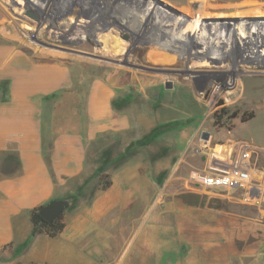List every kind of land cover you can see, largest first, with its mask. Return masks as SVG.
<instances>
[{
    "label": "rangeland",
    "instance_id": "1",
    "mask_svg": "<svg viewBox=\"0 0 264 264\" xmlns=\"http://www.w3.org/2000/svg\"><path fill=\"white\" fill-rule=\"evenodd\" d=\"M25 1L0 0V36L42 61L72 67L71 93L79 101L73 131L84 132L92 83L105 82L115 92L114 117L123 126L107 136L106 165L99 138L91 145L90 164L77 178L81 202L98 196L102 168L110 182L129 183L126 190L138 196L137 213L124 206V246L136 227L135 245L156 246L176 245L160 233L170 226L205 227V220L190 214L216 213L209 208L216 196L184 189L188 175L205 165L202 133L209 134L211 147L234 139L264 147V43L260 49L222 46L264 42V0H28L34 7ZM27 9L36 21L25 16ZM241 11L251 14L227 18ZM241 89L257 99L239 97ZM250 113L253 118L241 122ZM257 164L264 166V155ZM186 194H197L200 203L189 207L180 200ZM224 205V213L264 220V203ZM246 242L240 251L261 258L264 249L253 252Z\"/></svg>",
    "mask_w": 264,
    "mask_h": 264
},
{
    "label": "crops",
    "instance_id": "2",
    "mask_svg": "<svg viewBox=\"0 0 264 264\" xmlns=\"http://www.w3.org/2000/svg\"><path fill=\"white\" fill-rule=\"evenodd\" d=\"M25 2L27 7H34L32 1ZM250 14L241 11L227 18ZM258 43L263 46L264 42ZM3 82L7 87L5 101H0V264H264L263 253L260 258L240 251L250 231L219 223V219H237L255 225L262 222L261 218H240L230 213L190 214L201 217L194 218L198 222L205 220V227L194 222L190 228L177 224L176 228L160 231L165 242L176 245H135L133 241L139 237L136 227L132 243L124 246V206L131 213L135 206L137 213L138 205V196L133 197V192L126 190L129 183L124 186L112 181L107 190H99L98 196L85 204L80 197L83 183L77 180L90 164L89 151L94 141L99 138L104 166L111 150L107 136L123 126L114 117L112 87L102 81L92 83L84 105V132H65L69 119L74 118L75 105L68 99H45L74 88L70 65L42 61L0 36V84ZM240 95L257 99L253 93L245 95L243 89ZM60 125L63 131H59ZM258 148L263 156L264 147ZM51 200L69 202L64 212V230L55 238L31 237L30 210ZM150 236L153 239L155 235ZM229 245L239 251L229 254Z\"/></svg>",
    "mask_w": 264,
    "mask_h": 264
},
{
    "label": "built area",
    "instance_id": "3",
    "mask_svg": "<svg viewBox=\"0 0 264 264\" xmlns=\"http://www.w3.org/2000/svg\"><path fill=\"white\" fill-rule=\"evenodd\" d=\"M216 147L225 149L216 151ZM260 151L240 139L213 147L209 141H201L205 165L188 175L184 189L245 206H260L264 202V169L257 164Z\"/></svg>",
    "mask_w": 264,
    "mask_h": 264
},
{
    "label": "trees",
    "instance_id": "4",
    "mask_svg": "<svg viewBox=\"0 0 264 264\" xmlns=\"http://www.w3.org/2000/svg\"><path fill=\"white\" fill-rule=\"evenodd\" d=\"M222 46L226 48H234V49L235 48H238V49L239 48L240 49H245V48L260 49L262 48V44L258 42L257 43H252V42L233 43V44H225ZM6 87H7V83L3 82L0 84V101H5ZM66 99L73 102V105H75V108L72 112H73V115L77 114V109L79 108V101L74 96L72 97L71 91H69L68 93L64 92V93L50 96L46 98L45 101L61 102ZM221 113L223 115L225 114V111L222 110ZM63 114L64 113L62 109H60V115H63ZM74 118L69 119L68 126L65 127V130H64L65 132L67 131L74 132L73 127H72L74 126V124L72 125V123H70V121L73 120ZM252 118H253V114L250 113L249 115L242 117L241 122H247L251 120ZM62 128L63 127H61L60 125L58 127L59 131H63ZM96 178H97V182L99 183L97 187L98 190L105 191L110 187L111 182L108 180L107 176L102 174L101 170H99V172L97 173ZM196 195L197 194H186L185 196H181L180 200L183 203H187L189 207L196 206V204L200 203V196L198 195L196 196ZM215 203L217 204L210 205L211 207L209 208L213 209L217 214H225L223 211L225 209L224 203H228V202H226L222 198L215 197ZM41 207L42 206L36 207L30 210L29 212V221L32 227L31 237L43 235L48 238H55L64 230V227H65L64 213L56 217L52 222L48 223L39 215V210ZM242 217L244 216H240V218ZM219 223L221 225L222 223L232 224L234 225V228L237 230L250 231L248 238H247L246 247L250 249H255L253 252H256L257 250H261L262 248H264V220H262V222L255 224V225H250L245 222L238 221L237 219L235 220L219 219ZM5 249L6 248H4V250ZM237 251L239 250H235V249L233 250L232 245H229V254L237 253ZM247 252L252 253L249 250Z\"/></svg>",
    "mask_w": 264,
    "mask_h": 264
},
{
    "label": "water",
    "instance_id": "5",
    "mask_svg": "<svg viewBox=\"0 0 264 264\" xmlns=\"http://www.w3.org/2000/svg\"><path fill=\"white\" fill-rule=\"evenodd\" d=\"M25 16L36 21L37 16L27 9L25 11ZM119 32V37L126 43H130L131 38L128 34L122 32L121 29L117 30ZM166 89H170V85L166 86ZM201 138L203 140H208L209 134L202 133ZM69 208V202L67 200H51L45 205H43L39 210V215L48 223L52 222L56 217L64 213Z\"/></svg>",
    "mask_w": 264,
    "mask_h": 264
},
{
    "label": "bare ground",
    "instance_id": "6",
    "mask_svg": "<svg viewBox=\"0 0 264 264\" xmlns=\"http://www.w3.org/2000/svg\"><path fill=\"white\" fill-rule=\"evenodd\" d=\"M85 34V33H84ZM218 95H219V93H218ZM217 149V147L215 148V150ZM225 148L224 147H222V149L221 150H224ZM216 151H220V150H216Z\"/></svg>",
    "mask_w": 264,
    "mask_h": 264
}]
</instances>
